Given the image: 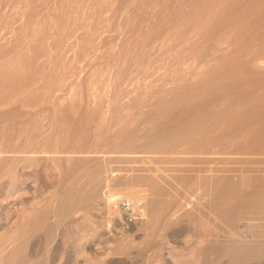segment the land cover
Here are the masks:
<instances>
[{"label":"rangeland","instance_id":"rangeland-1","mask_svg":"<svg viewBox=\"0 0 264 264\" xmlns=\"http://www.w3.org/2000/svg\"><path fill=\"white\" fill-rule=\"evenodd\" d=\"M263 84L264 0H0V264H264Z\"/></svg>","mask_w":264,"mask_h":264},{"label":"bare ground","instance_id":"bare-ground-1","mask_svg":"<svg viewBox=\"0 0 264 264\" xmlns=\"http://www.w3.org/2000/svg\"><path fill=\"white\" fill-rule=\"evenodd\" d=\"M237 18H238V17H237ZM248 18H249V17H248ZM248 18H247V19H248ZM250 18H251V16H250ZM234 20H235V19H234ZM249 20H250V19H249ZM246 22H248V21L246 20ZM247 24H248V23H247ZM242 25H243V24H242ZM244 26H245V25H244ZM233 28H234V27H233ZM242 28H243V27H242ZM237 30H238V29H237ZM239 33H240V32H239ZM239 35H240V34H239ZM237 37H238V36H237ZM206 57H207V56H206ZM196 58H197V57H196ZM194 60H195V58H194ZM196 60H197V59H196ZM208 60H210V59H208ZM261 61H262V60H261ZM259 62H260V61H259ZM241 63H242V62H241ZM237 64H238V63H237ZM239 64H240V63H239ZM233 68H234V67H233ZM236 69H237V68H236ZM220 70H221V69H220ZM230 70H231V69H230ZM235 71H236V70H234V72H235ZM227 72H228V71H227ZM234 72H233V74H234ZM213 73H215V72H213ZM228 75H229V74H228ZM230 75H231V73H230ZM223 76H224V73H223ZM225 76H226V75H225ZM240 76H241V75H240ZM242 76H243V75H242ZM242 76H241V77H242ZM246 76H247V75H246ZM207 77H209V75H208ZM226 77H227V76H226ZM236 77H237V76H236ZM236 77H235V78H236ZM216 78H218V77H216ZM220 78H222V77H220ZM242 78H243V77H242ZM227 79L229 80L230 78H227ZM231 79H232V78H231ZM237 79H238V77H237ZM214 80H215V79H214ZM221 80H222V79H221ZM221 80H220V81H221ZM233 80H234V79H233ZM233 80H231V81H233ZM235 80H236V79H235ZM240 80H241V79H240ZM223 81H224V80H223ZM225 81H226V79H225ZM237 81H238V80H237ZM208 82H209V81H208ZM229 82H230V81H229ZM235 82H236V81H235ZM238 82H240V81H238ZM257 82H258V81H257ZM259 82H261V81H259ZM210 83H211V82H210ZM210 83H209V84H210ZM220 83H221V82H220ZM236 83H237V82H236ZM236 83L233 84V85H237ZM262 83H263V82H262ZM225 84H226V83H225ZM228 84H230V83H228ZM241 84H242V82H241ZM241 84H240V85H241ZM211 85H212V84H210V86H211ZM225 86H226V85H225ZM225 86H224V88H225ZM229 86H230V85H229ZM238 86H239V85H238ZM263 86H264V84H263ZM221 87H222V86H221ZM232 87H233V86H232ZM212 88H213V87H212ZM214 88H216V87H214ZM218 88H219V87H218ZM218 88H217V89H218ZM227 88H228V85H227ZM227 88H226V89H227ZM257 88H258V87H257ZM262 88H263V87H262ZM209 89H211V88H209ZM232 89H233V88H232ZM260 89H261V88H260ZM205 90H208V89H205ZM215 90H216V89H215ZM223 90H224V89H223ZM241 90H242V89H241ZM241 90H240V91H241ZM250 90H251V89H250ZM250 90H249V91H250ZM218 91H219V90H218ZM244 91H246V89H244ZM261 91H262V90H261ZM213 92H214V91H213ZM221 92H222V90H221ZM236 92H237V91H236ZM236 92H235V94H236ZM247 92H248V91H247ZM215 93H216V91H215ZM219 93H220V92H219ZM223 93H224V92H223ZM231 93H232V92H231ZM237 93H238V92H237ZM239 93H242V92H239ZM239 93H238V95H239ZM220 94H221V93H220ZM220 94H219V95H220ZM235 94H234V95H235ZM210 95H211V94H210ZM250 95H251V94H250ZM256 95H257V93L255 94V96H256ZM260 95H261V94H260ZM215 96H216V95H215ZM228 96H230V94H229ZM226 97H227V96H226ZM232 97H233V96H232ZM244 97H245V96H244ZM261 97H262V96H260V98H261ZM263 97H264V96H263ZM223 98H224V97H223ZM228 98H230V97H228ZM236 98H237V97H236ZM242 98H243V97H242ZM251 98H252V97H251ZM258 98H259V97H258ZM260 98H259V99H260ZM220 99H221V98H220ZM231 99H232V98H231ZM244 99H245V98H244ZM248 99H249V98H248ZM211 100H212V99H211ZM216 100H217V99H216ZM251 100H253V98H252ZM262 100H263V98H262ZM226 101H227V98H226ZM226 101H225V102H226ZM245 101H250V99H249V100H245ZM245 101H244V102H245ZM254 101H255V100H254ZM228 102H229V101H228ZM250 102H251V101H250ZM259 102H261V100H260ZM217 103H218V102H217ZM235 103H236V102H235ZM241 103H242V102H241ZM241 103H239V104L242 105ZM223 104H224V103H223ZM237 104H238V102H237ZM237 104H235L236 106H235V105H234V106L237 107V106H238ZM245 104H246V102H245ZM250 104H251V103H250ZM257 104H258V103H257ZM231 105H232V104H231ZM231 105H230V106H231ZM240 105H239V106H240ZM243 105H244V104H243ZM252 105H253V104H252ZM254 105H255V104H254ZM254 105H253V106H254ZM259 105H260V104H259ZM230 106H229V107H230ZM244 106H247V105H244ZM244 106H242V107H244ZM249 106H250V105H249ZM249 106H248V108H250ZM253 106H251V107H253ZM256 106H257V105H256ZM261 106H262V105H261ZM227 107H228V106H227ZM229 107H228V108H229ZM232 107H233V105H232ZM240 107H241V106H240ZM242 107H241V108H242ZM237 108H238V107H237ZM237 108H236V109H237ZM241 108H240V109H241ZM248 108H247V109H248ZM230 109H231V108H230ZM240 109H239V110H240ZM247 109H246V111H247ZM228 110H229V109H228ZM228 110H227V111H228ZM242 110H243V109H242ZM242 110H241V111H242ZM234 111H236V110H234ZM241 111H239V112H241ZM243 111H244V110H243ZM224 112H225V111H224ZM230 113H231V112H230ZM245 113H246V112H245ZM248 113H249V114L246 113L247 115H245V114L242 115V114L240 113L241 116L239 115L240 117H238V119H237V117H236V120H235L234 122H232L231 125L229 124V125L231 126V128H234V127H232V126H235V127H237V129H238V127H239V128H240V127H243V128H244L245 126H247V125H249V124L261 123V125H262V130H261V132L264 133V105H263L261 108L258 107V106H257V108H254V107H253L252 109H250V111H249ZM218 114H219V113H218ZM220 114H221V113H220ZM220 114H219V115H220ZM235 114H236V113H235ZM221 115H222V114H221ZM201 116H202V115H201ZM202 117H203V116H202ZM220 117H223V116H220ZM203 118H204V117H203ZM203 118H202V119H203ZM205 118H206V116H205ZM205 118H204L203 120H205ZM218 118H219V117H218ZM233 118H234V117H233ZM200 119H201V118H200ZM215 119H216V117H215ZM203 120H201V121H203ZM216 120H218V119H216ZM216 120H215V121H216ZM222 120H224V119H222ZM218 121H219V120H218ZM221 122H222V121H220V123H221ZM204 123H205V122H204ZM257 125H258V124H257ZM209 126H210V125H209ZM250 126H251V129H253V128L256 127V126H255V127L252 128V125H250ZM258 126H259V125H258ZM207 127H208V126H207ZM247 128H248V127H247ZM240 129H241V128H240ZM244 129H245V128H244ZM248 129H249V128H248ZM251 129H250V130H251ZM259 129H261V128L259 127ZM245 130H246V129H245ZM254 130H257V129H254ZM259 131H260V130H259ZM259 131H258V133H259ZM239 132H240V131H239ZM247 132H248V131H247ZM248 133H249V132H248ZM250 133H251V132H250ZM251 134H252V136H253V132H252ZM256 134H257V133H256ZM257 135H259V134H257ZM225 137H226V136H225ZM228 137H229V136H228ZM228 137H227V138H228ZM236 137H237V136H236ZM249 137H250V136H249ZM255 137H256V136L254 135V139H256ZM259 137H260V136H259ZM221 138H222V137H221ZM221 138H220V139H221ZM232 138H234V137H232ZM235 139H236V138H235ZM235 139H234V140H235ZM258 139H259V138H258ZM249 140H250V139H249ZM209 141H210V140H209ZM238 141H239V140H238ZM261 141H262V140H261ZM222 142H224V141H222ZM253 142H254V141H253ZM215 143H216V141H215ZM219 143H220V142H219ZM250 143H251V142H250ZM255 143H256V142H255ZM205 144H206V142H205ZM255 145H256V144H255ZM263 145H264V144H263ZM253 147H254V146H253ZM199 182H200V181H198V183H199ZM201 184H202V183H201ZM229 184H230V183H229ZM230 185H231V184H230ZM230 185H229V187H230ZM199 186H200V185H199ZM231 187H232V186H231ZM108 196H110V195H108ZM111 196H112V195H111ZM112 197H113V196H112ZM116 197H118V196H116ZM107 198H109V197H107ZM116 199H117V200H116ZM116 199H113V200H111V202H110V205H111V208H112L111 210H112L113 212L115 211V212H118V213H119V211L117 210V204H118L119 202H121V201H122V202H123V201H127V202H129V204H130V203H133V202H131L130 200H128V199H126V198H120V199L116 198ZM124 199H125V200H124ZM111 210H110V211H111ZM138 213H139V215L141 216V211L138 212ZM109 214H110V213H109ZM113 214H114V213H113ZM26 223H27V222H26ZM26 223H25V224H26Z\"/></svg>","mask_w":264,"mask_h":264},{"label":"built area","instance_id":"built-area-1","mask_svg":"<svg viewBox=\"0 0 264 264\" xmlns=\"http://www.w3.org/2000/svg\"><path fill=\"white\" fill-rule=\"evenodd\" d=\"M124 200H125V199H124ZM127 206H128V207H127ZM132 206H134L133 203H130V204H129V202H127V201H123V202L121 201V202H119V203L117 204V209L121 211L120 208H122V209H124V210L127 211V210L130 209V207L133 209ZM137 212H138V211H137ZM137 212L134 213V214H131L130 217H132V216H136V215L140 216L139 213H137Z\"/></svg>","mask_w":264,"mask_h":264}]
</instances>
